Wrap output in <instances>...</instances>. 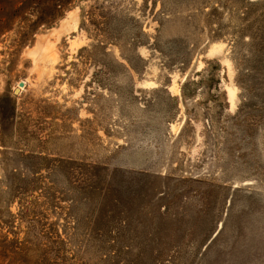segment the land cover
<instances>
[{
  "label": "rangeland",
  "instance_id": "374dc122",
  "mask_svg": "<svg viewBox=\"0 0 264 264\" xmlns=\"http://www.w3.org/2000/svg\"><path fill=\"white\" fill-rule=\"evenodd\" d=\"M0 264H264V0H0Z\"/></svg>",
  "mask_w": 264,
  "mask_h": 264
},
{
  "label": "water",
  "instance_id": "95a60500",
  "mask_svg": "<svg viewBox=\"0 0 264 264\" xmlns=\"http://www.w3.org/2000/svg\"><path fill=\"white\" fill-rule=\"evenodd\" d=\"M24 82L23 81H21L20 83H19V85H22Z\"/></svg>",
  "mask_w": 264,
  "mask_h": 264
},
{
  "label": "bare ground",
  "instance_id": "6f19581e",
  "mask_svg": "<svg viewBox=\"0 0 264 264\" xmlns=\"http://www.w3.org/2000/svg\"><path fill=\"white\" fill-rule=\"evenodd\" d=\"M21 86V85H20Z\"/></svg>",
  "mask_w": 264,
  "mask_h": 264
}]
</instances>
